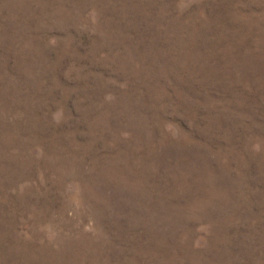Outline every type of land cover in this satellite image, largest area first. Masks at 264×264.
I'll return each instance as SVG.
<instances>
[{
    "label": "rangeland",
    "instance_id": "obj_1",
    "mask_svg": "<svg viewBox=\"0 0 264 264\" xmlns=\"http://www.w3.org/2000/svg\"><path fill=\"white\" fill-rule=\"evenodd\" d=\"M0 264H264V0H0Z\"/></svg>",
    "mask_w": 264,
    "mask_h": 264
}]
</instances>
